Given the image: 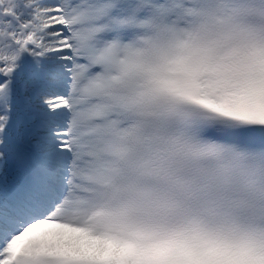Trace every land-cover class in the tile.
<instances>
[{
    "label": "snow or ice",
    "instance_id": "1",
    "mask_svg": "<svg viewBox=\"0 0 264 264\" xmlns=\"http://www.w3.org/2000/svg\"><path fill=\"white\" fill-rule=\"evenodd\" d=\"M0 264H264V0H0Z\"/></svg>",
    "mask_w": 264,
    "mask_h": 264
}]
</instances>
